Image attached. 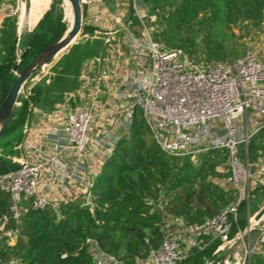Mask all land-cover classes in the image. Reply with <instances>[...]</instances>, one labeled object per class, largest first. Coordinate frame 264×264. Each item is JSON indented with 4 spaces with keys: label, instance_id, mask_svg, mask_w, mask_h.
<instances>
[{
    "label": "trees",
    "instance_id": "16d2710c",
    "mask_svg": "<svg viewBox=\"0 0 264 264\" xmlns=\"http://www.w3.org/2000/svg\"><path fill=\"white\" fill-rule=\"evenodd\" d=\"M137 2L145 5L149 14L157 19L155 42L203 62H227L243 57H237L239 37L235 29L242 21L260 24L264 16V0ZM61 4L62 0L55 1L35 31L21 40L16 20L4 21L0 29V109L17 80L15 73L22 74L68 31ZM48 5V0H34V19H39ZM96 33V28L85 24L82 36L92 37ZM67 51L59 54L55 61ZM101 51V41L75 45L62 58L50 85L37 87L33 97L24 99L21 107L14 109L0 139L1 176L19 168L9 156L20 155L18 147L23 142V130L32 112L35 109L52 112L63 101L65 92L78 90L77 78L84 63ZM24 55L18 66L19 58ZM201 156L197 163L192 157L165 155L156 144L142 111L137 109L130 132L121 138L95 180L91 189L92 208L69 203L62 204L57 212L51 207L40 211L27 206L28 212L18 223L10 219L3 227L2 218L9 216L11 201L0 191V264L13 261L94 264L93 244L125 264L146 260L163 243L165 215L180 219L189 227L203 224L235 200L236 191L219 183L230 176V172L218 171L227 166L228 152L212 151ZM241 158L247 159L252 170L264 168V127L252 136L248 152L245 155L241 151ZM258 193L264 195V188L255 187L252 194ZM246 224L247 221L240 218V228L245 229ZM9 231L17 233L14 245L5 236ZM217 247L218 244H214L204 251H195L181 264H206L214 257ZM251 264H264V257L255 255Z\"/></svg>",
    "mask_w": 264,
    "mask_h": 264
},
{
    "label": "built area",
    "instance_id": "2783aa9c",
    "mask_svg": "<svg viewBox=\"0 0 264 264\" xmlns=\"http://www.w3.org/2000/svg\"><path fill=\"white\" fill-rule=\"evenodd\" d=\"M80 4L83 13L91 9L101 15L105 12L103 0H80ZM133 9L147 38L141 41L131 36L127 43L129 55L138 59L139 66L116 86V97L124 106L107 114L110 123L100 131V118L107 115L98 112V104L108 73L103 70L93 77L96 67L87 68L81 89L68 98L76 107L54 113L62 119V127L49 132L47 143L53 152L42 150L22 160L15 172L0 175V191L11 201L9 216L2 218L3 227L10 219L18 223L28 212L27 206L40 211L51 207L58 212L62 204L52 202L51 196L75 193L77 187L82 195L74 204L92 208L91 189L100 174L97 168L111 157L121 140L117 130L129 133L140 109L156 144L169 157L196 159L212 151H227L230 176L225 183L236 191V197L203 224L188 227L165 215L163 243L136 264H181L195 251L214 244H218V257L207 264H251L264 245V214L255 222L258 213L252 216L250 211L253 189L264 188V168L252 170L247 159L241 158V148L246 155L250 139L264 127L258 124L264 121V56L249 53L227 62H199L155 42L156 17L137 0H133ZM100 21V15L93 18L94 25ZM245 202L247 226L241 229L240 209ZM254 233L258 237L252 243ZM5 236L11 244L17 233L9 231ZM93 246L94 264H125Z\"/></svg>",
    "mask_w": 264,
    "mask_h": 264
},
{
    "label": "crops",
    "instance_id": "0c3cea01",
    "mask_svg": "<svg viewBox=\"0 0 264 264\" xmlns=\"http://www.w3.org/2000/svg\"><path fill=\"white\" fill-rule=\"evenodd\" d=\"M103 4L105 8L103 15L95 12L94 9L89 10V12L88 10H85L83 13L86 21L85 24L96 28L98 33L92 37L88 35L81 36L83 40L80 43L86 41H101L103 43V51L84 63L77 78V89H81V78L87 68L96 67L95 71L91 73V76L93 77L102 73L103 70L106 71L108 74L104 82L101 84L98 112L102 111L103 114L107 115L109 112L112 113L124 106V104L119 102L116 97V86L119 85L122 80L127 78L131 72L137 70L139 66L138 59L129 55L127 48L129 38L134 36L136 39L143 41L147 38V35L141 22L134 13L133 0H103ZM33 9L34 0H0V29L5 20L15 19L17 23V33L20 40L23 36H26V34L33 33L45 13L48 11L49 5L43 15L37 20L34 19ZM11 11L13 14L10 17H7ZM99 15L101 21L98 25H94L93 18ZM75 45H77L76 42L62 57L68 55ZM35 83L36 82H34V85H36ZM78 90L72 91L68 98ZM68 98H66V102L63 106L53 109L52 112H44L40 109H35L32 112L23 130V142L18 147L21 155L20 158L22 160L30 159L42 150L53 152V146L47 143L49 132L53 128L62 127V119L54 115L55 111L65 109V107H69V109L76 107V103L74 101L69 102ZM99 123L101 126L100 131H103L110 123V117L107 115L100 118ZM258 124H264V121L260 120ZM117 134L120 137L128 135V133L122 128L117 130ZM67 162L70 163L71 160H67ZM81 195L82 192L80 188L77 187L75 188V193L67 191L63 197L59 198L58 195L55 194L54 196H51L50 200L58 204H68L74 203ZM14 242L15 241H12L11 245H14Z\"/></svg>",
    "mask_w": 264,
    "mask_h": 264
},
{
    "label": "rangeland",
    "instance_id": "374dc122",
    "mask_svg": "<svg viewBox=\"0 0 264 264\" xmlns=\"http://www.w3.org/2000/svg\"><path fill=\"white\" fill-rule=\"evenodd\" d=\"M55 1H58V0H48V4H49L48 11L50 10L52 4ZM67 3H68V1L62 0V4L60 5V7H61V10L63 13V22H65L67 24V27L69 30L71 27V23H70V20L67 16V13H66L68 10L67 5H66ZM85 23H86V21H85V16H84L83 28L85 26ZM234 32L239 37V39L237 40V45H238V51L240 54L237 57L245 56L249 53H256L258 55L264 56V16H263L261 23L257 24V25H255L249 21H242L238 25V27L235 29ZM26 35H29V34H26ZM81 36L82 35H80L79 38L77 39V41H76L77 44H79L83 40V38ZM62 58L63 57L59 58L57 61L50 62L48 65H46V67H44L43 69H41L39 72H37L35 75L32 76V78L27 82V84L23 88V90L19 96V99L17 101V106L15 107V110H18L21 107L22 101L24 99H27L28 97H33L34 90L37 87H39V86L47 87L50 85V83L53 79V76H54L56 70L58 69V67L60 65ZM197 59L199 62H203V60H201L199 58H197ZM20 60H21V58H19V61ZM15 74L17 77L19 76V74H17V73H15ZM34 82H36L35 83L36 85H34ZM70 93H72V92L70 91V92L64 93V95L62 97L63 101L57 107H61L65 104L66 98H68ZM56 108H54V109H56ZM250 113L252 114V112H250ZM251 114L249 116H251ZM258 122H260V120ZM242 123H243V125H245L244 118L242 119ZM253 126L254 125H252V127ZM250 129H251V125H250ZM241 151H243V148H241ZM7 152H9V151H7ZM20 157H21V155H19V156L13 155V156H9V159L12 160V162L14 164H17L18 167H20V164L22 161V159ZM201 158H202V156H198L195 159V161L197 163H199ZM103 165H104V163L99 164V166L97 168L98 173L101 172ZM218 171L222 172V173L229 172L228 164L226 167L219 168ZM216 182H219V181H216ZM219 183L224 188L233 189L232 187L228 186V184L225 183V181H220ZM252 196L253 197H251V201H250V211H251V214L253 215L260 208L262 203H264V195L258 193L256 195L252 194ZM240 218L242 220L245 219V221H247V202H245L241 207ZM246 226H247V224H246ZM257 237H258V235L256 233L252 234V238H251L252 243H254L256 241ZM245 241H246V243H248V239H245ZM258 254L264 257V247L258 251ZM213 256L214 257L212 259L206 261V264L208 262H211V261H214L217 259V257H218L217 250L214 251Z\"/></svg>",
    "mask_w": 264,
    "mask_h": 264
},
{
    "label": "water",
    "instance_id": "95a60500",
    "mask_svg": "<svg viewBox=\"0 0 264 264\" xmlns=\"http://www.w3.org/2000/svg\"><path fill=\"white\" fill-rule=\"evenodd\" d=\"M69 2L73 10V23L70 29L66 32V34L60 41L43 51L40 56L22 74L17 77V80L10 93L5 99H3L2 107L0 109V139L3 136V133L13 114V111L17 106L19 96L27 82L32 78L33 75H35L46 65L52 62L58 54H60L64 50L70 49L75 44L78 37L81 35L84 24V15L80 0H69ZM24 57L25 55L18 62V66L20 65ZM18 66L16 67L15 72H17ZM263 214L264 208L255 216V222H258Z\"/></svg>",
    "mask_w": 264,
    "mask_h": 264
},
{
    "label": "bare ground",
    "instance_id": "6f19581e",
    "mask_svg": "<svg viewBox=\"0 0 264 264\" xmlns=\"http://www.w3.org/2000/svg\"><path fill=\"white\" fill-rule=\"evenodd\" d=\"M65 1H68V3L66 4L67 5V16H68V18H69V20H70V23H71V25H72V23H73V10H72V7H71V4H70V2H69V0H65ZM65 51V50H64ZM63 52V51H62ZM61 52V53H62ZM60 53V54H61ZM59 55V54H58ZM57 55V56H58ZM57 56L53 59V61H55L56 60V58H57ZM0 129H1V125H0Z\"/></svg>",
    "mask_w": 264,
    "mask_h": 264
}]
</instances>
